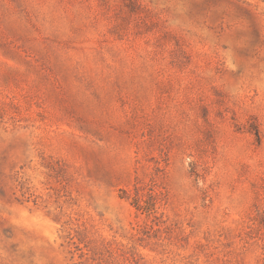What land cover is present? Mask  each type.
Wrapping results in <instances>:
<instances>
[{
	"label": "rangeland",
	"instance_id": "rangeland-1",
	"mask_svg": "<svg viewBox=\"0 0 264 264\" xmlns=\"http://www.w3.org/2000/svg\"><path fill=\"white\" fill-rule=\"evenodd\" d=\"M0 264H264V0H0Z\"/></svg>",
	"mask_w": 264,
	"mask_h": 264
}]
</instances>
